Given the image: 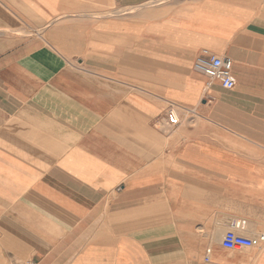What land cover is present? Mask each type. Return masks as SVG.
Returning <instances> with one entry per match:
<instances>
[{
	"label": "crops",
	"instance_id": "obj_1",
	"mask_svg": "<svg viewBox=\"0 0 264 264\" xmlns=\"http://www.w3.org/2000/svg\"><path fill=\"white\" fill-rule=\"evenodd\" d=\"M237 235L264 236V0H0V264H264Z\"/></svg>",
	"mask_w": 264,
	"mask_h": 264
},
{
	"label": "built area",
	"instance_id": "obj_2",
	"mask_svg": "<svg viewBox=\"0 0 264 264\" xmlns=\"http://www.w3.org/2000/svg\"><path fill=\"white\" fill-rule=\"evenodd\" d=\"M194 70L206 76L210 81L218 82L225 90H234L237 86V81L233 75V62L229 58L211 55L204 51L195 63ZM167 123L171 128L180 126L181 120L178 111L175 107H170L166 114ZM236 227L239 230H245L244 222H237ZM264 244V236L256 238L237 235L223 241V246L232 252H238L243 249H251ZM208 256L211 250L207 252Z\"/></svg>",
	"mask_w": 264,
	"mask_h": 264
},
{
	"label": "rangeland",
	"instance_id": "obj_3",
	"mask_svg": "<svg viewBox=\"0 0 264 264\" xmlns=\"http://www.w3.org/2000/svg\"><path fill=\"white\" fill-rule=\"evenodd\" d=\"M248 250H250V252H253V253H259V250H260V249H259V250H258V249H252V250H251V249H248ZM208 251H210V249H208L207 252H208ZM241 251H242V253H243V252L245 251V249H243V250H241ZM237 253H238V252H237ZM210 255H211V254H210ZM224 255H227V254L225 253ZM206 256H207V258H206V262H207V261H209L210 259H209L207 253H206ZM239 256H240V254H237V255H236V257H238V258H239ZM241 259H242V258H241Z\"/></svg>",
	"mask_w": 264,
	"mask_h": 264
}]
</instances>
